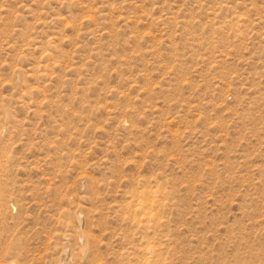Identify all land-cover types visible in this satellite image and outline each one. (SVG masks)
<instances>
[{"label": "rangeland", "instance_id": "1", "mask_svg": "<svg viewBox=\"0 0 264 264\" xmlns=\"http://www.w3.org/2000/svg\"><path fill=\"white\" fill-rule=\"evenodd\" d=\"M0 264H264V0H0Z\"/></svg>", "mask_w": 264, "mask_h": 264}]
</instances>
